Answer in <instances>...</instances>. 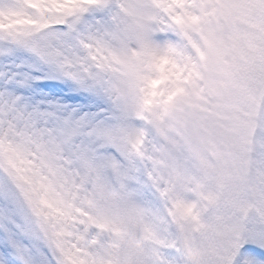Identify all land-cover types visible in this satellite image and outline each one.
<instances>
[{"label": "snow or ice", "instance_id": "snow-or-ice-1", "mask_svg": "<svg viewBox=\"0 0 264 264\" xmlns=\"http://www.w3.org/2000/svg\"><path fill=\"white\" fill-rule=\"evenodd\" d=\"M227 7L259 21L264 68V0ZM216 8L0 0V264H264V158L223 198L180 190L143 162L134 128L220 53L212 31L195 55L186 43Z\"/></svg>", "mask_w": 264, "mask_h": 264}, {"label": "rangeland", "instance_id": "rangeland-1", "mask_svg": "<svg viewBox=\"0 0 264 264\" xmlns=\"http://www.w3.org/2000/svg\"><path fill=\"white\" fill-rule=\"evenodd\" d=\"M222 1L221 17L215 12L214 19L209 20L206 29H192L186 41L189 54L195 55L204 46L197 35L206 37V32L212 31L221 46L220 53L198 57L195 70L189 64L184 85L190 89L178 93L172 100L174 102L161 101L147 110L139 111L134 125L139 133L141 158L144 163L154 168L158 174L173 178L172 181L180 190L192 183L195 188L206 184L203 170L205 173L212 170L214 174L210 176L211 182L208 181L206 190L208 194L218 198L236 192L244 184L243 161L248 158L246 148H249L244 140H250L251 129L255 126L254 119L260 101L257 90L264 82V68L252 58L256 41L260 38L259 21L250 13L227 7L243 3L244 0ZM253 23L257 26H253ZM200 84L202 94L199 92ZM228 98L230 102L226 101ZM204 103L209 108L200 117V128L194 125L186 127L185 122L179 120L185 111H195L196 105ZM230 114L237 117L236 123L224 121L221 124L220 120L225 116L229 119ZM166 116L167 120L164 119ZM262 126L264 127V119ZM168 128L174 129L175 134L172 137L167 134ZM162 133L165 144L160 136ZM225 136L233 140L230 148L224 144ZM262 145L264 137L254 163L253 181L257 165L264 158ZM210 148L216 157L212 161L206 152ZM184 152L192 160V178L186 177L189 165L183 160ZM199 156L203 169L197 162Z\"/></svg>", "mask_w": 264, "mask_h": 264}, {"label": "trees", "instance_id": "trees-1", "mask_svg": "<svg viewBox=\"0 0 264 264\" xmlns=\"http://www.w3.org/2000/svg\"><path fill=\"white\" fill-rule=\"evenodd\" d=\"M232 117H235V118H232ZM236 120H237V117L234 116V115H232V114H230L229 119H228L226 122L236 123ZM226 122H225V123H226ZM229 128H230V127H229ZM230 129H231V128H230ZM232 142H233V140H229V137H227V136L224 137V144H225L228 148H230ZM230 151H231V150H230ZM244 182H245V181H244Z\"/></svg>", "mask_w": 264, "mask_h": 264}]
</instances>
